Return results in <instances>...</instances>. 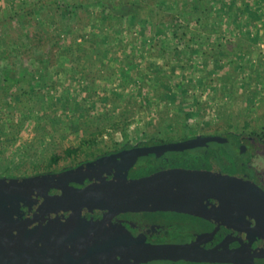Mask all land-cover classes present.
I'll return each instance as SVG.
<instances>
[{"label":"trees","instance_id":"trees-1","mask_svg":"<svg viewBox=\"0 0 264 264\" xmlns=\"http://www.w3.org/2000/svg\"><path fill=\"white\" fill-rule=\"evenodd\" d=\"M0 6L4 8L0 9V61L3 62L0 67V171L6 172L0 177L8 178H14L8 170L19 169L20 163L16 165L14 153L5 152L4 149L10 148L22 137L26 125L30 123L31 117L26 113L20 117L14 113L24 102L25 106L28 105L25 110L31 109L32 102H41L43 107L36 113L39 116L62 108L59 112L61 117L57 118L61 126L80 137L77 147L66 149V155L75 165L52 170L54 172L133 146L164 144L196 137L199 132L189 128L188 121L201 114L199 100L194 102L192 109L186 98L187 91L194 84L176 81L173 72L174 66L178 65L176 63L169 71L154 61L142 67L140 60L143 54L147 52L150 55L153 51L150 57L164 59L169 52H175L178 60L184 59L190 64L199 61V58L208 63V58L212 56L219 68L223 67L221 57L230 59L233 55L237 58L229 62L234 63L235 68L238 60L246 61V56L250 54L249 43L258 37L259 23L264 30V0H0ZM89 6L96 16L84 34L74 35L70 23L65 28L58 24L64 13L69 21L81 11L89 9ZM140 9L151 14L143 17L139 14ZM91 10L88 11L89 15L93 13ZM35 25L39 26V30H35ZM230 33L234 40L225 38ZM171 37L185 42L180 51L177 48L170 51L164 47L165 40ZM37 38L44 42L47 40V47L39 50L26 66L22 65L23 56L29 58L32 55L28 50ZM115 43L119 46H113ZM52 49L63 57V63L51 65ZM111 50H116L114 59H117L111 67L105 66L106 72L110 71L109 76H114L108 82L111 84H107L108 80H88L84 69L72 64L76 52L79 58L103 64L102 58L107 59ZM119 56L124 58L119 60ZM17 62L21 63V72L17 71ZM245 68L241 63L237 72L228 73L231 76L238 73L243 75ZM106 85H110V88H106ZM231 89L234 90V87ZM156 95L160 99L157 105L151 101ZM165 98L169 103L163 102ZM154 106L156 119L151 118L149 123L157 130L136 135L130 133L128 129L133 124L134 116ZM170 109L176 111L169 114L166 110ZM174 128H179L178 138L169 134ZM228 128L226 132L214 134L232 138L236 152L237 148L242 149L245 145L253 148L264 146V126L259 131H249L247 143L242 135L245 130L241 133L237 126L231 124ZM104 135L108 140H104ZM213 146L219 166L233 175L235 164L225 146L218 142H214ZM6 160L8 163H5ZM51 161L56 163L57 157H52ZM177 165L188 166L193 171L212 172L208 150L197 148L162 154L157 160L146 162L143 167L134 166L129 169L128 179L153 176L173 170ZM32 166L34 175L50 172L39 170L37 164ZM50 166V163L47 164L45 169ZM117 213L141 214L150 224L164 227L171 234L185 239L191 237L192 245L197 241L202 242L203 249L212 247L226 231L222 226L180 212Z\"/></svg>","mask_w":264,"mask_h":264},{"label":"water","instance_id":"water-1","mask_svg":"<svg viewBox=\"0 0 264 264\" xmlns=\"http://www.w3.org/2000/svg\"><path fill=\"white\" fill-rule=\"evenodd\" d=\"M214 142L223 144L232 157L235 164L233 175L219 166ZM197 148L208 150L212 172L173 169L137 179L117 176V170L124 161L134 164L140 157ZM130 168H124L122 173L126 176ZM108 172L113 173L112 178L107 176ZM86 182L88 184L85 185ZM32 196L46 198L44 207L76 209L80 213L84 209L106 214L118 211L180 212L224 225L231 233L236 232V236L229 234L216 246L200 250L190 244H144L115 231L107 236L104 235L105 229L99 235L85 238L73 224L67 227L66 224L54 225L52 222L48 226L28 230L27 223L19 222L17 215L22 207L31 206ZM79 225L84 226V223ZM90 225L94 229L99 226L98 223ZM66 230L71 236L62 237V231ZM113 236L117 244L109 242ZM70 239H78V242L66 241ZM82 239L88 241L82 243ZM257 239H264V190L246 177L233 139L228 137L196 136L183 141L121 150L59 173L0 177V264H59L58 259L66 251L71 252L68 248L62 251L64 247L78 251L80 261L76 264H126L128 257L135 260L132 264L166 258L254 264L251 251ZM231 241H239L240 246L226 251ZM130 248L134 250L128 254ZM137 251L142 254L137 255ZM259 253L264 254V250ZM114 258L117 263H113Z\"/></svg>","mask_w":264,"mask_h":264},{"label":"rangeland","instance_id":"rangeland-1","mask_svg":"<svg viewBox=\"0 0 264 264\" xmlns=\"http://www.w3.org/2000/svg\"><path fill=\"white\" fill-rule=\"evenodd\" d=\"M89 1L92 0H87V2ZM88 8L89 9L87 10L81 11L76 18H71L69 21L67 17H65L66 14L64 13L62 17L59 18L58 24L61 28H65L68 27V23H70V26L73 28L74 35L84 34L85 32H87L86 30L88 29L89 24L93 21L92 18L96 16L95 12L91 10V7L89 6ZM0 9L4 8H1L0 6ZM89 10L93 12L91 15H89L88 13ZM0 14H2V11L0 12ZM139 14L143 17H147V15H150L151 13L144 9H140ZM258 26V37H256L255 41L249 43L250 54L246 56V61H243L241 59L240 61L238 60V62H236L235 64V68H233L234 63L229 62L231 60L234 61L237 58L233 55L230 57V59L221 57L220 63L223 65V67L219 68L216 65V63H218L217 60L214 61V57L212 56L208 58V63H204L202 59L203 57H201L202 60H200L199 58V61L197 60L190 64L188 63L189 61H186L184 59L178 60L175 52H169L168 54H166V58L164 59L150 57L153 51L150 55L147 52L143 54V57L140 60L142 67L148 65L149 62L154 61L160 65H163L165 70L169 71L173 66L172 64L176 63L178 65L174 66L175 71H173L176 81L184 84H194V86H192L187 91L186 98H188V103L193 106L191 107L192 109L195 106L194 102L196 100H199L201 114H199V116H196V118L190 119L188 121V127L197 129V131L199 132L197 136L215 135V132H226L229 129V125L231 124L233 126H237L239 128V132L241 133L243 132V130H245L244 134L242 135L246 137V139H244V142H246L250 137L248 135L249 131H259L261 126H264V30H262L260 23L258 24ZM35 30H39L38 25H35ZM230 35L231 33L227 34L225 38L234 40V38ZM29 44L27 45L28 47L30 46ZM184 44L185 42L181 39L179 40L178 37H171L165 40L164 47L166 49H169L170 51L174 48H177V50L180 51ZM47 45V40H45L44 42V40L40 41L39 38H37L35 42L31 43V49L28 50V53H32V55L29 58L23 56L22 65L26 66L28 63H30L33 59L32 57H36V55H38L39 53V50H45V47H47ZM113 46L119 45L115 43V45ZM246 49L247 48H245L244 50L246 51ZM114 52H116V50ZM114 52L111 50L107 59L102 58L103 64H105L104 62H108V64L106 63L104 66L102 63V65L98 64L97 61L91 62L88 61V59L86 60L82 57L79 58L77 52L74 53L75 56L72 64L73 66L78 67V69L83 68L85 71V76L88 80L99 79L100 82H105V80H108L107 84H111L108 82H110L114 78V76H109L110 71L107 70L106 72L105 66L108 65L109 68L114 65V61L117 60L114 59L116 55V53ZM152 56L155 55L153 54ZM62 58L63 57L59 56V52H57L55 49L51 50L50 62L52 66L57 65V63H63L64 61L62 60ZM118 58L119 60H121V58L124 57L119 56ZM241 63L242 65L247 67L245 68V72L243 73V75L238 73L234 76H231L228 72H233L234 70L237 72ZM2 64L3 62L0 61V67H2ZM20 64L21 63L19 62H17L16 64L18 72H21ZM32 64L36 66L35 63L32 62ZM231 77H233L234 79L232 80ZM232 87H234V90L231 89ZM106 88H110V85H106ZM256 92H258V94ZM151 101L156 102V105L159 104V95L158 97L156 95L154 97V100L152 98ZM163 102L169 103L167 98H165ZM25 105L26 102L21 103L20 106L17 107V110L15 109L16 112L14 113L17 117H20L21 115L26 113L31 117L30 123L26 125L27 129L23 133V136L20 137L14 144H12L10 148L4 149L5 152L12 151V153H14L13 161L16 165L20 163L19 169L15 167L14 170L13 168L12 170H8L9 175H13L14 177L32 176L34 175V168L32 164H37V166H39L38 169L44 171L59 170L64 167L73 165L74 163H71V158L66 155V149L77 147L80 141V137L76 133L72 134L68 132L66 127L61 126V123L57 118L61 117H59V112L62 110V108L58 107V110L50 113L47 112L45 115L39 116L36 115V113L43 107V104L41 102H32V107L30 110H25L27 109L25 107L28 106ZM30 105L31 104H29V106ZM155 110L156 106L151 107L150 109L139 111L134 116L133 124H131L128 131L133 135L140 134V132L144 131H147L149 133L156 131L157 129L149 123L150 120H152L151 118L156 119ZM166 111L169 114H172L176 111V109H170ZM157 114H160V112H157ZM36 116L40 118L35 119ZM147 123L149 125H146ZM178 129L179 128H174V130L171 129V131H169V134H171V136L174 138H178ZM161 135H163V133ZM103 138L104 140H108L107 135H104ZM116 139L121 140L120 137H116ZM249 147L250 145H245V147H243L242 149L237 148L240 162L243 166L246 177L251 179L256 185H258V187L264 190V146L254 148ZM52 157H57L56 163H52ZM157 158L158 157H156L155 159H148L142 157L134 164H131L132 162L129 160L124 161L120 164V167L117 170V176L119 178L128 179L129 175L127 174L125 176L122 173V171H124V168H129L130 166L131 168L133 166L140 168L143 167L146 162L150 160H157ZM5 163H8V160H6ZM49 163L51 166L49 167V169H45L47 168L46 166ZM247 164L249 165V167ZM175 169L193 171V169L189 170L188 166L185 165H177L174 170ZM194 171L200 172L198 170ZM5 173V171H0L1 175H4ZM181 238L183 237L170 235V237H166V239L168 240L166 242L181 243L183 242ZM193 247L197 249H203L202 247H204V244L200 241H197L194 243ZM149 264L189 263H185L181 260L176 259H159Z\"/></svg>","mask_w":264,"mask_h":264},{"label":"flooded vegetation","instance_id":"flooded-vegetation-1","mask_svg":"<svg viewBox=\"0 0 264 264\" xmlns=\"http://www.w3.org/2000/svg\"><path fill=\"white\" fill-rule=\"evenodd\" d=\"M156 145H160V144H156ZM144 146H152V145H144ZM134 147H142V146H133L131 148H134ZM131 148H126V149H131ZM121 150H125V149H121ZM121 150H119V151H121ZM114 153H116V152H114ZM169 153H175V152H168L165 154H169ZM140 158H142V157H140ZM140 158H138L137 160H139ZM144 158L150 159V158H156V156H147ZM95 159H93V160H95ZM90 161H92V160H90ZM74 167H77V166H74ZM74 167H71V168H74ZM248 167H249V165H248ZM242 168H243V166H242ZM67 169H70V168H67ZM67 169H63V170L55 171V172L50 171L47 173H59L61 171L67 170ZM41 174H46V173H41ZM35 175H39V174H35ZM35 175H32V176H35ZM107 176L109 178H112L113 173L108 172ZM26 177H29V176H26ZM86 184H88V182H86L85 185ZM70 185L78 187L75 184H70ZM31 198H32L31 206L30 207H26V206L22 207L20 214L17 215V219L19 222H26L27 223L26 229H28V230H30L31 228H34V227L48 226L52 222L54 223V225H57L60 223L66 224L67 227L69 224H73L79 228L78 233L80 235H83L85 238L92 237V236L94 237L96 235H99V233H101L102 230L105 229L106 232L104 235L110 236L111 231H115L117 233H123L124 236H126V235L131 236V237L137 239L139 242L144 243V244H148V243L154 244V245H158V244H190L193 247V245L190 241L191 237H186L187 240L185 238H182V240H185V241H183L181 243L166 242V241H168L166 239V237H170V235H174V234H171L172 232H168V229H165L164 227L154 226V225L150 224L148 222V220L145 219L141 214H134V215L128 214V213L119 214L117 212H112V213L106 214L105 212H100V211L95 210V209H84L83 213H80V211H78L76 209L75 210L74 209H70V210H68V209H57L53 206L44 207L43 204H45L46 198L39 197V196H32ZM139 217H141V218H139ZM196 217H198V216H196ZM133 218H134V220H133ZM83 220H85V222H83ZM204 220H206V219H204ZM87 221L90 224L91 223H93V224L98 223L99 226L97 227V229H94V227L93 226L91 227V225L88 224ZM206 221H208L214 225H217V226H222L226 230L224 235L221 237V239L218 242H216L212 247L219 244L229 234L236 236V232L231 233L230 229L227 228L226 226L215 224L209 220H206ZM78 222L84 223V226L79 225L80 223H78ZM78 233H77V235H79ZM222 233H220V234H222ZM61 235H62V237L64 235L71 236V234L68 232V230L62 231ZM175 236L178 237L179 235L177 234ZM113 238H115V236H113L109 240V242L111 244H117V241H115ZM66 241L76 244L78 242V239L77 240L70 239V240H66ZM81 241L83 243V242H87L88 240L82 239ZM262 245H264V239H257V241L252 244L251 254L253 255L252 262L254 264H264V254L259 253V251L261 252L262 250H264V248L261 247ZM239 246H240L239 241H231L229 243L226 251L233 250ZM212 247H210V248H212ZM67 248L70 249L71 252L66 251V254L62 258L58 259L57 262H59V264H64V263L65 264L66 263L76 264V261L79 262L80 261V255L78 254V251L75 252L73 250V248H70V247H64V248H62V251L68 250ZM210 248H207V249H210ZM77 249H79V248H77ZM125 250H126V248H125ZM133 250H134L133 248H130V250L127 251L128 254H131V252H133ZM200 250H204V249H200ZM166 259H175V258H166ZM166 259H160V260H166ZM155 260H159V259H153V260L141 262L138 264H149L151 262H154ZM176 260H181L182 262L189 263V264H192V262H195V261H189V260H184V259H176ZM132 262H135V260L128 257L126 259L125 263L126 264H132ZM113 263H117L115 258H114ZM196 263H198V264H207V263L213 264V263H221V262H196ZM84 264H89V263H84ZM221 264H223V263H221ZM224 264H226V263H224Z\"/></svg>","mask_w":264,"mask_h":264},{"label":"bare ground","instance_id":"bare-ground-1","mask_svg":"<svg viewBox=\"0 0 264 264\" xmlns=\"http://www.w3.org/2000/svg\"><path fill=\"white\" fill-rule=\"evenodd\" d=\"M142 253H139L138 251H137V255H141Z\"/></svg>","mask_w":264,"mask_h":264}]
</instances>
